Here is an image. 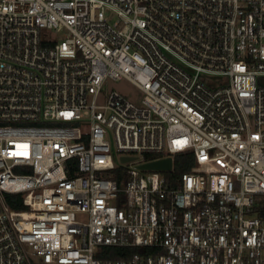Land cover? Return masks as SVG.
<instances>
[{"label":"built area","instance_id":"2783aa9c","mask_svg":"<svg viewBox=\"0 0 264 264\" xmlns=\"http://www.w3.org/2000/svg\"><path fill=\"white\" fill-rule=\"evenodd\" d=\"M0 264H264V0H0Z\"/></svg>","mask_w":264,"mask_h":264},{"label":"trees","instance_id":"16d2710c","mask_svg":"<svg viewBox=\"0 0 264 264\" xmlns=\"http://www.w3.org/2000/svg\"><path fill=\"white\" fill-rule=\"evenodd\" d=\"M159 157L156 154H145L143 160L145 162L152 161ZM194 167V157L191 153L180 154L175 157L174 171L172 173H165V176L172 180L176 175L184 172H191ZM127 168L124 166H117L113 170L105 171L104 174L108 178L117 181L120 185H124L128 180ZM6 201L13 210H24L26 207L23 204V196L20 194H7ZM138 249H127L118 247L103 248L99 258L102 259H128L138 252Z\"/></svg>","mask_w":264,"mask_h":264},{"label":"rangeland","instance_id":"374dc122","mask_svg":"<svg viewBox=\"0 0 264 264\" xmlns=\"http://www.w3.org/2000/svg\"><path fill=\"white\" fill-rule=\"evenodd\" d=\"M43 33L45 34L44 37L46 39L53 41H61L69 36V32L62 27L56 30L44 31ZM104 91L108 93L111 91L120 92L137 105L141 104L144 97L142 91L126 79L108 80Z\"/></svg>","mask_w":264,"mask_h":264},{"label":"water","instance_id":"95a60500","mask_svg":"<svg viewBox=\"0 0 264 264\" xmlns=\"http://www.w3.org/2000/svg\"><path fill=\"white\" fill-rule=\"evenodd\" d=\"M122 163H130L138 161V157H122L120 160ZM138 168L143 171H160L170 172L172 170V159H161L144 164H139Z\"/></svg>","mask_w":264,"mask_h":264}]
</instances>
